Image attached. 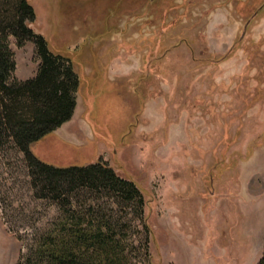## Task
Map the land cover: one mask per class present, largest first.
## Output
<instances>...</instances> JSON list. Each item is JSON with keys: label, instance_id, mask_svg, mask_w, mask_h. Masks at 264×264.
Segmentation results:
<instances>
[{"label": "rangeland", "instance_id": "rangeland-1", "mask_svg": "<svg viewBox=\"0 0 264 264\" xmlns=\"http://www.w3.org/2000/svg\"><path fill=\"white\" fill-rule=\"evenodd\" d=\"M28 1L33 30L79 78L71 120L33 154L59 167L107 162L136 184L144 207L103 188L41 192L34 169L8 146L0 150V264H24L43 238L98 222L120 238L126 264H257L264 0ZM9 47L14 77L33 78V42L18 47L10 37Z\"/></svg>", "mask_w": 264, "mask_h": 264}, {"label": "trees", "instance_id": "trees-1", "mask_svg": "<svg viewBox=\"0 0 264 264\" xmlns=\"http://www.w3.org/2000/svg\"><path fill=\"white\" fill-rule=\"evenodd\" d=\"M35 18L28 0H0V150L9 146L24 156L34 169L33 179L40 184L41 192L55 193L58 198L64 189L72 190L77 186L103 188L126 199L137 198L143 208V196L136 184L117 175L107 162L99 160L86 166L59 167L33 154L34 144L71 120L79 88L71 60L49 50L42 35L32 28ZM10 37L18 47L33 42L39 59L33 78L18 80L14 77L16 63L9 47ZM78 227L80 225L76 224L66 233L43 238L38 247L27 254L24 264H126L122 242L111 235L109 227L99 222L95 228ZM143 227L148 242L151 231L145 219ZM148 264H152L151 260ZM257 264H264V246Z\"/></svg>", "mask_w": 264, "mask_h": 264}, {"label": "flooded vegetation", "instance_id": "flooded-vegetation-1", "mask_svg": "<svg viewBox=\"0 0 264 264\" xmlns=\"http://www.w3.org/2000/svg\"><path fill=\"white\" fill-rule=\"evenodd\" d=\"M130 5V4H129ZM32 6V5H31ZM129 7V6H128ZM130 8V7H129ZM34 9V8H33ZM36 16V15H35ZM35 20H36V18H35ZM36 32V31H35ZM37 33V32H36ZM38 34H40V33H38ZM41 35V34H40ZM63 56H65V55H63ZM67 57V56H66ZM69 58V57H68ZM70 59V58H69Z\"/></svg>", "mask_w": 264, "mask_h": 264}]
</instances>
